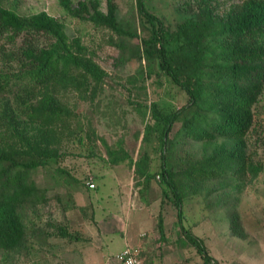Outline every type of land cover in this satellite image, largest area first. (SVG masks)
<instances>
[{
	"label": "rangeland",
	"instance_id": "374dc122",
	"mask_svg": "<svg viewBox=\"0 0 264 264\" xmlns=\"http://www.w3.org/2000/svg\"><path fill=\"white\" fill-rule=\"evenodd\" d=\"M3 1L20 15L47 12L57 18L71 40H81L107 77L89 90L69 88L60 93V103L75 117L63 135L65 157L30 175L27 183L32 196L20 208L25 239L16 250L0 248V264H102L99 252H94L98 236L97 245L108 260L104 264H120L127 229L130 235L145 233L140 238L148 240L142 252L146 264H153L155 257L158 264H180L183 246L192 264H203L177 224L172 193L170 199L164 197L161 135L151 110L153 104L164 113L180 110L188 105L189 96L166 74L158 56H146L143 40L152 31L139 13L138 0H111L127 35L73 18L61 0ZM100 1L107 14L108 0ZM195 1L146 0V4L176 31L194 17ZM241 1L219 0L220 11ZM38 42L48 43L42 37ZM182 126L183 121L175 125L167 156L184 192L185 227L204 240L218 264H264V91L254 107L253 127L243 149L258 174L229 172L225 178L204 183L191 181L190 171L217 168L220 155L232 152L235 143L222 137L211 142L185 139ZM111 152L127 153L131 159L113 165ZM139 165L151 175L150 181L139 172ZM91 183L96 185L93 193ZM143 205L150 211L139 208ZM160 217L165 224L163 237ZM105 228L110 230L104 236ZM62 230L67 237L60 235Z\"/></svg>",
	"mask_w": 264,
	"mask_h": 264
},
{
	"label": "trees",
	"instance_id": "16d2710c",
	"mask_svg": "<svg viewBox=\"0 0 264 264\" xmlns=\"http://www.w3.org/2000/svg\"><path fill=\"white\" fill-rule=\"evenodd\" d=\"M3 4L0 0V248L13 251L25 239L20 208L32 196L27 180L32 172L65 157L63 135L75 117L60 103V93L69 88L89 90L93 83L101 84L107 73L88 56L79 38H69L57 18L47 12L20 15ZM195 4L194 17L176 31L148 10L146 0H138V10L152 31L143 40L146 56H158L166 74L189 96L188 105L171 113L157 104L151 106L161 135L163 194L170 199L172 193L177 224L203 264H218L204 240L184 225V192L171 169L168 145L179 121L185 139L211 142L222 137L235 143L232 152L220 155L217 168L188 173L196 183L225 178L229 172H260L243 149L253 127L254 107L264 91V0L231 3L222 12L219 0ZM61 5L73 18L129 34L121 28L111 0L107 14L100 0H80L76 5L61 0ZM41 37L46 45L38 42ZM110 154L113 165L131 159L127 153ZM139 172L150 181L141 165ZM159 232L163 237L162 217ZM60 235L68 233L62 230Z\"/></svg>",
	"mask_w": 264,
	"mask_h": 264
},
{
	"label": "crops",
	"instance_id": "0c3cea01",
	"mask_svg": "<svg viewBox=\"0 0 264 264\" xmlns=\"http://www.w3.org/2000/svg\"><path fill=\"white\" fill-rule=\"evenodd\" d=\"M93 191L94 190H89V192L90 193H93ZM85 198H83V200H84ZM95 207V209H96V214H97V212H98V205H95L94 206ZM140 209H144V210H149L150 211V209L148 208V206L146 205V206H142V208L141 207H139ZM102 209H104V208H102ZM132 210V209H131ZM160 210H161V208H160ZM141 212V211H140ZM100 214V213H99ZM97 216V215H96ZM96 222L98 223V225L100 224V221H98V219L96 218ZM119 223V220H117L114 224H118ZM164 227H165V224H164ZM112 228H116V227H112ZM109 230H110V228L108 229V231H107V229L105 228V230H103L104 232H106V234H104V236L105 235H107V233L109 232ZM128 230V229H127ZM126 230V235H125V238H124V243H125V248L123 249V251L125 250V249H127V248H135V249H140L142 252H146V250H147V244H148V240H146V239H142V238H140V236L144 233H142V232H136L135 234H133V235H130V233L128 232ZM145 234V233H144ZM162 236V235H161ZM100 237L98 236L97 238L96 237H94V240H97L96 241V249H94V252L95 253H97V252H99V257L101 256L102 258H100V262L102 263V264H104V263H107V258L106 257H103V247H101V246H98L97 245V242H98V240H100L99 239ZM187 242V241H186ZM106 245V244H105ZM107 247H108V245H107ZM188 249L187 248H185L184 246H183V248H179V259H178V261H180V264H192V262H191V259H190V257H189V255H188ZM197 252V251H196ZM120 255V254H119ZM142 256H143V253H142ZM155 256V255H154ZM119 257V256H118ZM158 262H159V259L157 258V257H155V260H154V263L153 264H158ZM143 263L144 264H146L145 263V259L143 258ZM167 264H169V263H167ZM172 264V263H171ZM195 264H197V262L195 261ZM202 264V263H201Z\"/></svg>",
	"mask_w": 264,
	"mask_h": 264
},
{
	"label": "built area",
	"instance_id": "2783aa9c",
	"mask_svg": "<svg viewBox=\"0 0 264 264\" xmlns=\"http://www.w3.org/2000/svg\"><path fill=\"white\" fill-rule=\"evenodd\" d=\"M90 189H96V185L91 183ZM120 264H144L142 258V251L135 248L125 249L118 257Z\"/></svg>",
	"mask_w": 264,
	"mask_h": 264
}]
</instances>
